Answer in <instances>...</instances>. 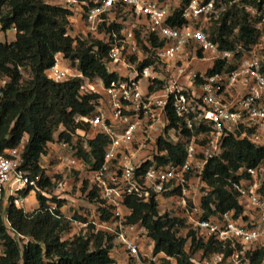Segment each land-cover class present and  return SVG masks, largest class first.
Wrapping results in <instances>:
<instances>
[{
    "label": "built area",
    "instance_id": "obj_1",
    "mask_svg": "<svg viewBox=\"0 0 264 264\" xmlns=\"http://www.w3.org/2000/svg\"><path fill=\"white\" fill-rule=\"evenodd\" d=\"M46 1L73 11L72 29L80 18L84 22L82 34L90 33L109 43V71L118 75L108 85L102 78H85L83 85L87 92H98L101 97L94 116L78 118L88 123L89 129H77L76 133L84 139L85 148L87 139L98 134L108 136L102 164L94 168L76 155L75 147L61 142L70 151L58 155L62 163L88 172L86 178L90 182L85 191L81 187L82 194L89 201L91 190L95 186L98 189L95 201L90 202L92 213L76 222L78 233H86L92 226L95 234L111 235L115 243L112 254L121 252L127 264H165L166 259L174 258L155 252V242L145 225L128 220L131 209L125 200L136 196L143 201L155 198L161 203L167 198L177 208L167 213L183 219L196 238L205 243L215 240L233 250L229 256L223 252L192 255L194 263L252 264L248 253L264 248V164L236 172L241 177L231 183V188L241 205L240 213L229 210L207 214L205 201L212 189L204 179V169L210 159L222 156L229 135L246 137L256 146L264 145V0H258L259 5L243 0H188L181 12L186 21L183 26L167 22L172 14L167 0ZM234 4L249 12L260 36L249 49L238 44L233 50H221L209 38L203 22L219 20ZM132 15L136 20L124 18ZM113 22L124 26L119 32L108 29ZM138 24L146 27V38L142 40L147 48H141ZM152 36L163 44L153 47ZM193 44L198 46V52L191 48ZM239 51H244V55L231 71L206 75L195 67L198 57L209 58L213 64L219 59L234 63ZM153 54L156 62L140 69L139 65ZM48 75L58 81L83 77L62 55L56 56ZM8 81L7 76L0 77V95ZM197 84L200 87L195 90ZM150 86L154 89L150 90ZM169 105L179 119L178 126L171 124ZM200 126L208 130L194 135ZM196 137L204 138L198 143ZM162 141L182 144L185 161L160 163L158 157L167 154L160 149ZM22 162L19 147L0 155V199L7 193L8 199L14 196L15 203L24 206L20 192L31 185L32 192L38 190L50 197L47 190L38 186L41 175L32 178L19 168ZM209 206L216 210L215 202ZM104 212L110 213L108 219L103 218ZM188 240L191 242V238Z\"/></svg>",
    "mask_w": 264,
    "mask_h": 264
},
{
    "label": "trees",
    "instance_id": "obj_2",
    "mask_svg": "<svg viewBox=\"0 0 264 264\" xmlns=\"http://www.w3.org/2000/svg\"><path fill=\"white\" fill-rule=\"evenodd\" d=\"M243 1L259 5L258 0ZM186 2L188 0H183L167 19L170 25L183 26L186 23L181 18ZM72 14L71 9L46 0H0V32L16 29L15 40H0V77L9 78L0 95V155L7 149L21 148L23 162L19 168L32 178L41 175L38 186L48 192L55 190L57 185L52 182L43 164L45 158L52 156L54 143H69L77 150L76 155L94 168L102 164L108 136L98 134L87 139L88 147L85 148L84 139L76 133L77 129H89V124L78 118L94 116L101 97L98 92H87L83 85L85 78H102L108 85L118 77L109 71V43L98 40L90 33L82 34L72 29ZM124 18L136 20L133 15ZM208 23L211 27L209 38L221 50H233L238 44L249 49L260 36V30L253 25L249 12L238 4L230 6L219 20L203 22L204 25ZM123 26L113 22L108 29L114 28L119 32ZM136 32H140L138 27ZM150 40L153 47L163 44L155 36ZM142 44L147 48L144 42ZM59 54L83 77L59 81L51 78L48 70L55 65ZM243 55L244 51L236 52L234 63L219 59L205 74L231 71ZM155 62L153 54L139 68ZM25 71L29 74L27 78ZM201 82V79L197 80L198 84ZM167 110L171 124L178 126L179 119L173 107L169 105ZM207 130L206 126L196 127L197 133ZM26 136L27 141L23 144ZM224 146L222 156L210 159L204 169V179L212 189L205 201L207 214L229 210L240 213L241 205L231 188V183L241 177L236 172L243 167L264 164V145L256 146L246 137L229 135ZM160 149L167 151L166 155L158 157L160 163L173 161L182 164L185 161L186 150L180 143L162 141ZM87 187L85 181L82 190ZM32 189L31 185L21 191L20 196L26 197ZM97 196L95 186L89 193L88 202H94ZM36 197L39 206L32 212L17 205L14 196L10 197L7 206H2L0 199V264H116L112 254L115 243L111 235L104 232L95 234L90 226L86 233L64 238L72 231L74 218H85L77 210L72 218H68L61 210L64 199L46 196L38 190ZM212 201L216 210L209 206ZM125 204L131 209L128 220L141 222L148 229L155 242V252H164L177 264H196L192 261V253L186 249L188 238H191L192 252L201 250L204 256L214 252L229 256L233 251L228 245L215 240L206 243L199 240L194 231H190L187 238L180 237L178 232L185 226L184 220L167 212L161 214L155 198L143 201L136 196H128ZM109 217L110 213L104 212L103 218ZM248 255L252 264H264V248ZM165 264L171 263L166 259Z\"/></svg>",
    "mask_w": 264,
    "mask_h": 264
},
{
    "label": "rangeland",
    "instance_id": "obj_3",
    "mask_svg": "<svg viewBox=\"0 0 264 264\" xmlns=\"http://www.w3.org/2000/svg\"><path fill=\"white\" fill-rule=\"evenodd\" d=\"M169 3V7L171 12H173L175 9L179 8L181 6V3L183 0H167ZM212 22V21H211ZM205 28L207 30V33L211 32V27H210V23L205 24ZM82 27H77L78 32L82 31ZM138 29H139V37L141 39V45H142V49L145 47L142 42H143V38H146V35L144 34V31L146 29V27L143 24H138ZM0 39L4 40L3 37V33L0 32ZM198 46H196V44L192 45V49L194 50L196 48V51L198 52ZM141 49V51H142ZM261 55H263L264 57V49L261 51ZM201 56V55H200ZM208 60L206 59H201V57H198L194 62H195V67L197 68V70L202 71L200 69H206V63ZM199 63V64H197ZM70 64V63H68ZM159 66V65H157ZM73 68H75L74 66H72ZM200 67V68H199ZM25 77H28V72L25 71L24 72ZM194 135H198L197 132H194ZM27 137L26 136L24 138V142L23 144H25V142L27 141ZM204 137H200V138H195V140L200 143L203 141ZM51 155H54L53 153ZM46 173L50 176L51 180L53 183H55L57 186L55 187V190L50 191L49 190V195L50 197L55 196L58 197L60 199H64L65 200V207H64V212L71 216L72 212L76 209L77 211L86 209L88 200L86 199V197L82 194L81 192V187L84 186L85 181H87L88 185L90 180L88 178H84L83 176H78V173H75L77 170L73 169V168H69L68 166H66L65 163H62V161L58 158V155L56 156H50L47 158L46 162H44L43 164ZM84 178V180H83ZM84 182V183H83ZM8 194L6 193L3 196L2 201V206H7L8 205ZM176 204L174 201L164 198L161 203H159V209H160V213L163 214L165 212H169L172 213L174 212L177 208L174 207ZM39 203L36 197V192H30L26 197H24V208L26 211L28 212H32L34 211L36 208H38ZM191 230H189L188 228H186L185 226L182 227L179 232L178 235L180 237H186L188 236V233ZM70 237L68 234H66L64 236V238H68ZM186 249L187 251L191 252L193 256H201L203 253L201 250L192 252V246H191V242L190 240H187L186 243ZM230 264V263H228Z\"/></svg>",
    "mask_w": 264,
    "mask_h": 264
},
{
    "label": "crops",
    "instance_id": "obj_4",
    "mask_svg": "<svg viewBox=\"0 0 264 264\" xmlns=\"http://www.w3.org/2000/svg\"><path fill=\"white\" fill-rule=\"evenodd\" d=\"M76 20V19H75ZM74 27H75V29L77 30V27H82V28H84V22L80 19V18H78L76 21H75V25H74ZM78 31V30H77ZM3 37H4V40H1V41H9V42H11V41H13V40H15V38H16V31L13 29V30H9L7 33H3ZM190 52V49L188 48L187 49V52ZM59 55H61V54H59ZM204 60V59H203ZM206 60H208L207 61V67H206V69H200V70H202L201 72L202 73H205L212 65H213V62L212 61H210L209 60V58H206ZM197 64H199V63H197ZM200 68V67H199ZM199 85L197 84L196 86H195V90H198L199 89ZM52 148H53V151H52V153L54 154V155H52V156H56V155H67L68 154V152H70V151H67L62 145H61V143H54L53 145H52ZM47 160V158H45V161ZM77 171L75 172V173H78V176H83L84 178H86L87 176H88V172L87 171H83V170H80V169H76ZM85 206H87L86 207V209H83V210H80V211H78L79 212V214H81L84 218H85V216L86 215H88V214H91L92 213V211H91V213H90V207H92L93 205L89 202V203H87V205H85ZM64 207H65V204L63 205V207H62V211H63V213L68 217V218H72L73 217V212L74 211H76V209L72 212V215L71 216H69V215H67L65 212H64ZM88 213V214H87ZM77 220H80V219H75L74 218V220H73V228H72V231L71 232H69L68 233V235L69 236H71L72 234H75V233H78L79 231H80V227L79 226H77L76 225V222H77ZM114 258L116 259V264H127L126 262V258L124 257V255L121 253V252H116V253H114ZM169 262L171 263V264H177V261L175 260V259H171V260H169Z\"/></svg>",
    "mask_w": 264,
    "mask_h": 264
}]
</instances>
